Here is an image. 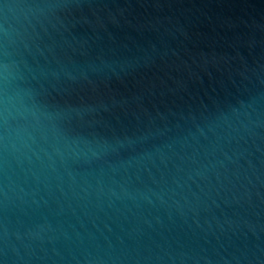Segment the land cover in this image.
<instances>
[{
	"label": "water",
	"instance_id": "water-1",
	"mask_svg": "<svg viewBox=\"0 0 264 264\" xmlns=\"http://www.w3.org/2000/svg\"><path fill=\"white\" fill-rule=\"evenodd\" d=\"M0 264H264V0H0Z\"/></svg>",
	"mask_w": 264,
	"mask_h": 264
}]
</instances>
